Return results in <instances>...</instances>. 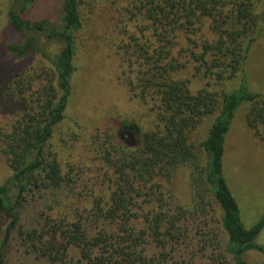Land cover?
I'll return each instance as SVG.
<instances>
[{
  "label": "trees",
  "instance_id": "1",
  "mask_svg": "<svg viewBox=\"0 0 264 264\" xmlns=\"http://www.w3.org/2000/svg\"><path fill=\"white\" fill-rule=\"evenodd\" d=\"M34 1L15 0L6 12L10 26L23 35L19 43L5 46L7 52L17 59L34 52L48 69L17 74L0 90V114L10 104L17 113L8 128L0 122V153L11 170L0 184V213L6 218L0 264H5L24 194L59 189L65 179L50 140L64 119L71 94L80 0H62L57 23L25 17ZM135 1L154 36L139 85L154 95L157 123L141 132L136 123L124 121L126 131L139 136L140 142L129 146L108 141L115 154L105 158L113 168L109 195L93 198L89 210L74 219L45 217L36 228L22 232L23 239L38 249L40 257L56 264H190L187 255L194 248L219 246L214 231L196 242L189 228L202 222L206 227L201 220L214 203L227 242L213 264H227L225 255L232 264H247L244 255L249 251L264 258V245L256 242L264 214L244 226L222 170L225 138L241 104H248L245 120L250 128L264 124V95L247 90L244 73L248 52L264 28V13L256 12L255 0ZM205 22L214 38L200 40L202 52L199 57L192 52V58L215 83L240 76L235 89L193 93L188 80L172 77L181 67L172 56L173 48L182 36L191 40ZM43 39L57 44L58 51L48 52ZM203 118L211 122L195 146L189 134ZM180 174L187 181L186 197L177 195L174 185ZM69 248L77 251L76 258L69 255Z\"/></svg>",
  "mask_w": 264,
  "mask_h": 264
},
{
  "label": "rangeland",
  "instance_id": "2",
  "mask_svg": "<svg viewBox=\"0 0 264 264\" xmlns=\"http://www.w3.org/2000/svg\"><path fill=\"white\" fill-rule=\"evenodd\" d=\"M15 0H0V90L4 83L17 74L48 69V63L38 54L30 52L21 59L11 56L5 46L19 43L23 35L8 23L6 12ZM62 0H35L25 17L30 20L47 18L57 23ZM256 12L264 13V0L254 1ZM135 0H80L81 28L75 34V71L71 79V94L62 122L54 129L50 148L56 153L65 177L55 190H30L24 194L18 222L10 232L6 247L5 264H56L39 256L38 249L24 240L22 232L36 228L45 217L71 220L89 210L93 198L110 193L112 166L105 158L115 157L108 147L127 144L137 146L139 136L129 134L124 121L136 123L141 132L152 130L157 123V102L151 92H143L139 77L146 58L154 48V36L145 26ZM264 23V22H263ZM262 23V24H263ZM264 27V26H263ZM213 40L208 22L187 40L182 36L172 56L181 67L172 77L189 81L190 90L210 92L235 89L240 82L236 76L216 83L203 74V66L192 58L202 52V39ZM201 40V41H200ZM47 51L55 54L58 45L43 39ZM151 56V55H150ZM245 85L248 91L264 95V28L252 44L244 64ZM222 83V84H221ZM13 106V107H11ZM157 107V108H156ZM19 105L16 110H19ZM248 104L237 109L225 138L222 159L223 176L236 200L245 227L254 224L264 214V124L250 128L245 120ZM10 104L0 114V122L8 128L16 117ZM211 118H203L190 131L189 141L198 146L204 139ZM109 150L107 153L106 151ZM11 175L4 156L0 153V184ZM177 195L186 197L187 181L183 175L174 179ZM204 223L190 224L194 241L208 239L214 231L219 246L196 248L187 255L190 264H213L224 252L226 237L220 228V211L211 203ZM6 218L0 213V236ZM21 231V232H20ZM208 234V235H207ZM264 245V228L256 238ZM219 248V249H216ZM76 258L77 251L68 249ZM227 264H232L225 255ZM247 264H264L256 252L244 255Z\"/></svg>",
  "mask_w": 264,
  "mask_h": 264
}]
</instances>
